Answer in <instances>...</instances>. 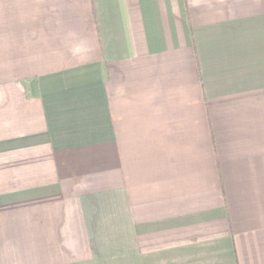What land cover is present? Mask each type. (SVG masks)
I'll return each mask as SVG.
<instances>
[{
  "label": "crops",
  "instance_id": "0c3cea01",
  "mask_svg": "<svg viewBox=\"0 0 264 264\" xmlns=\"http://www.w3.org/2000/svg\"><path fill=\"white\" fill-rule=\"evenodd\" d=\"M0 264H264V0H0Z\"/></svg>",
  "mask_w": 264,
  "mask_h": 264
}]
</instances>
